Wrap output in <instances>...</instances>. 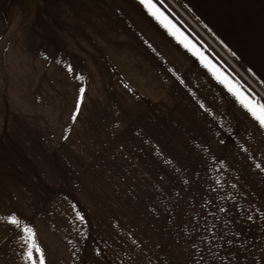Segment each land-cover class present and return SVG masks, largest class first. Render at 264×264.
<instances>
[{"label": "rangeland", "instance_id": "rangeland-1", "mask_svg": "<svg viewBox=\"0 0 264 264\" xmlns=\"http://www.w3.org/2000/svg\"><path fill=\"white\" fill-rule=\"evenodd\" d=\"M225 1L234 13H241L235 28L264 38V0ZM115 2L3 0L13 10L14 47L31 71H49L50 81L59 83V88H52L55 85L49 82L50 94L63 99V109L58 107L63 110L65 127L74 124L66 131V139L49 143V216L60 213L55 197L75 194L68 187L73 181L63 183L55 172L54 155L62 151L60 145H66L74 158L92 154L82 160L101 166L103 156L111 153L108 157L114 160L106 165L108 173L112 169L105 188L110 189L107 202L98 200L99 186L92 188L91 203L81 192L76 202L68 200L70 211L76 208V219L70 227L63 225L64 235L49 227L56 236H35L44 248L45 263L264 264V182L260 186L248 162L240 164L237 157L225 156V149L214 141L174 139L161 123H138L152 119V109L145 108L151 111L143 116L136 90L128 91L120 79L130 74L128 79L137 87L138 71L148 77L161 66L135 33L121 27V3ZM122 118L127 122L120 124ZM127 132L125 140L117 141ZM131 137L142 148L157 143V148L171 150L164 151L167 158L158 155L157 161L152 155H142L141 148L127 152L125 143ZM192 143L206 151L192 149ZM133 157L147 158L146 165L150 160L163 164L166 159V168L149 170V174L143 168V177L138 179L125 171ZM169 159L176 169L170 168ZM148 177L151 182L144 183ZM117 179L134 185L141 181V185L130 190ZM84 188L81 185V191ZM34 224L41 227L39 221ZM4 240L0 264H29L24 251L4 250L8 246ZM51 245L55 249L49 252ZM33 258L38 264L35 252Z\"/></svg>", "mask_w": 264, "mask_h": 264}, {"label": "crops", "instance_id": "crops-1", "mask_svg": "<svg viewBox=\"0 0 264 264\" xmlns=\"http://www.w3.org/2000/svg\"><path fill=\"white\" fill-rule=\"evenodd\" d=\"M119 1L121 27L135 33L138 42L152 51L161 66L148 77L138 71L137 87L128 79L130 74L120 79L128 91L136 90L143 116L151 111L145 108L152 109L153 118L147 121L138 118V123H161L166 132L174 134V139L214 141L216 146L225 149L226 153H222L225 156L237 157L240 164L248 162L249 172L258 175L261 186L264 182V130L234 93L245 100L264 102V38L248 36L241 28H235L234 22L241 19V13H234L225 0H154L159 16L150 14L139 0ZM28 8L25 6V10ZM9 9L0 0V256L2 239H5L3 245H8L4 250L14 253L27 250V243L22 239L24 233L3 218L15 215L34 230L36 237L56 236L49 227H56L60 236L64 235L63 225L70 227L76 219V208L69 209L70 199L76 202L82 192L91 203L92 188L99 186L98 200L101 204L109 200L110 189L105 188L112 169L109 167L111 173H108L106 165L114 161L108 157L110 153L102 157L101 166L92 160H82L92 154L74 155V158L65 150L66 145H60V152L56 148L54 151L59 154L54 155L55 172L63 183L73 181L68 187L75 194L65 199L55 197L61 215L49 216V143L66 139L67 130L74 124L65 127L64 113L60 110L63 99L60 101L50 94L49 71H31L32 67H27L14 47L13 10ZM52 84L55 85L52 88H59L57 81ZM124 122L127 121L122 118L120 124ZM177 132L181 135L175 134ZM128 136V132L124 133L117 141ZM129 141L125 143V151L141 148L142 155H152L155 160H160L158 155L167 158L164 151L171 150L157 148L155 142L154 146L142 148L132 137ZM193 145L192 149L202 154L206 151L200 144ZM191 154L194 153L191 151ZM146 164L147 158L133 157V162L125 165V171L140 179L145 168L147 174L149 170L163 171L166 159L163 164L154 160ZM168 164L171 165V159ZM170 168L176 169L173 165ZM122 173L123 169L120 175ZM126 173L121 177L124 180ZM130 179L128 176L126 181ZM117 181L130 190L132 186L141 185V181H134L135 185ZM143 182L150 183V177ZM81 185L85 187L82 191ZM35 221H39L41 227L34 224ZM54 249L51 245L48 250Z\"/></svg>", "mask_w": 264, "mask_h": 264}, {"label": "snow or ice", "instance_id": "snow-or-ice-1", "mask_svg": "<svg viewBox=\"0 0 264 264\" xmlns=\"http://www.w3.org/2000/svg\"><path fill=\"white\" fill-rule=\"evenodd\" d=\"M139 3L153 16L160 15L159 10L154 3V0H139ZM77 78L83 79L82 77ZM229 90L233 91L231 88ZM80 91L83 92V89H81ZM234 95H236L237 98L241 100L244 108L250 114L251 118L257 122L259 128L264 130V102L251 99L245 100L240 97L238 93H234ZM77 107H79V104H77ZM73 119H75V116H73ZM257 167L260 166L257 165ZM78 218L83 219L82 217H79V214ZM3 219H5L7 223L11 224L24 233L22 239L27 243V250L25 252L27 260L31 261L32 264H37V261L33 258V253L35 252L36 257L38 258V264H45L44 253L39 244L36 242L34 230L28 225L22 224L21 220L15 215H10ZM97 254H99V252H97Z\"/></svg>", "mask_w": 264, "mask_h": 264}]
</instances>
